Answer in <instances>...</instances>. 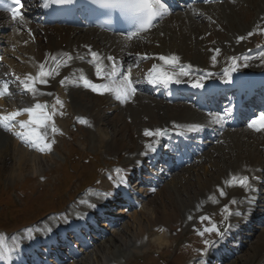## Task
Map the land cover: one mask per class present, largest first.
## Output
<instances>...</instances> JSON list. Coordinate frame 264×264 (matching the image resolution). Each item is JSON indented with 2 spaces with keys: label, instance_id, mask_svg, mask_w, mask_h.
Listing matches in <instances>:
<instances>
[{
  "label": "bare ground",
  "instance_id": "bare-ground-1",
  "mask_svg": "<svg viewBox=\"0 0 264 264\" xmlns=\"http://www.w3.org/2000/svg\"><path fill=\"white\" fill-rule=\"evenodd\" d=\"M23 1L24 8L22 9V14L25 21L23 25H21L19 21H14L13 19H5L6 16L3 13H0V47L2 49L0 56L3 57L2 60L6 64V68L1 71L12 78V81L10 80L12 84H9V89L11 91L10 98H13V100L10 101L6 99L5 96L0 97V109L3 107V114L5 115L9 112L28 107L27 102L29 105H35L36 103L44 104L45 102L47 103V105H52L53 98L50 100L48 93H52V97L58 94V100L61 102L59 104L70 105V103H72V99H67V94L62 88L66 81L63 85L60 83V81L62 80V77H64L70 71V67L72 65L77 66V70H79V73H77V76H74L76 69H73L72 71V79L73 77H76V81L75 83H73V86H69V92L71 93H69L70 96L73 93H76L78 95L79 89L83 91L87 90V86L84 84L83 78L91 80L93 83H98L100 82V80H104L100 79L96 75V66H90L89 64L80 60V56H87L90 52V49H94V51L99 56H101L102 59V53L105 50L108 53H112V57H118L119 61H128L131 60L132 57H141L140 59H144L148 56H152L153 58H156L158 59V61L165 64L164 66L159 68L160 72H167L175 80L179 79L185 82L193 81L194 83L199 81L200 84H202L209 78H212L214 81L208 86L214 90L217 88V84L220 85L221 80H223L225 77L232 76L238 73L250 76L251 69H253L256 74L262 73L264 71V56L261 55V53H264V47L260 49L258 47L253 48L252 52H255V55H251L252 52L250 54H246V50L249 45L245 47V50H242L241 48V45L243 43L249 41L247 36V27L249 25L254 26L258 23H264V0L258 1L257 7L255 6L256 12L253 14L254 16L249 24L247 20L246 22L244 20L243 23L239 21L242 11L241 9H239L236 19H232L230 18V16L228 18L229 23L224 25L220 22L221 19L224 18L221 15H226L233 12V5L229 3L228 5H226L228 6V8H224L222 12L219 11L218 8L223 7L224 3L218 4L214 7L211 6V9L208 12L212 13V19L215 20L218 23V26H220L221 28L227 30L226 26H228L230 27L229 30H231L230 33L226 32L227 35H225L221 40L213 42L214 47L218 45L221 46V48L223 47L222 49L226 50L227 54V57L223 58L221 56V52H217V56L215 58H222V60H219L222 61L221 65L225 66V69H221L220 67L219 70H214L211 67L212 58L210 56H213L211 55L212 52L209 50L210 48L208 47L207 43L204 42L203 39L198 38V35L204 34L207 28L206 25L199 24V20L197 18L199 17L201 19H205L206 14L196 13L192 9L190 11L188 9L185 11L180 10L175 14L168 13V11L166 10V12H164V14L161 16V18H165V20L163 21V23L165 22L163 24V29L160 28L159 31H156L158 32V34H155L156 32H154L151 35L153 41V43L151 44L144 38H138L135 41H128L123 37L109 35L96 28H74L58 24H44L42 19H40L41 13L37 9L38 6L35 5L36 2H34V0ZM236 1L237 0H234L235 3H237ZM212 8H214V10L211 12ZM191 12L194 17L190 15ZM247 15H252V13L248 11ZM29 30L31 32V36L29 35ZM240 36H244L245 39L242 41H238V37ZM25 40L28 41L27 44L24 43ZM88 45H90L89 48ZM137 46H140V49H137ZM143 46L148 47L149 50L147 52H144L142 48ZM69 51L75 52V55L73 58L69 59L67 61L68 63L66 62L67 64H65L60 69V71L62 70L63 72H60L59 77L57 76V74L54 76L52 74L51 76L47 77L48 82L46 84H37V88L40 89V92H38L37 94L33 95L31 92L23 90V86L19 83V81L15 79L16 75L20 76L21 79H23L25 74L27 73L35 74V72L37 71V66L45 60H47L45 67H48L47 65L52 66L53 56L61 55L62 57H64L67 53H69ZM135 52H139V55H133V53ZM213 52L216 51L213 50ZM173 55L179 58L178 64H180L181 68H177L178 65H176L175 67L169 66L164 61L160 60V56ZM219 60H217L218 64ZM152 68L146 73V70H142V68H139L138 75H133L132 77L129 76L133 81V86L135 87V89H138V85L137 83H135V81L139 82L143 78L144 81L142 83H145L146 79L151 76L149 73ZM215 68L218 67L216 66ZM182 70L187 71L189 75H182ZM13 73H15V75H13ZM121 80L115 81V83H113V88L120 87ZM5 81L8 80L5 79ZM79 84H82L85 87L78 86ZM89 92L91 93V89ZM89 92L87 91V93ZM22 93L28 94L29 97L26 98L24 95H22ZM36 95L40 96V99L38 97L36 98ZM79 97L82 100V97ZM96 97L98 101L88 106L89 117L94 121L95 129L101 134V136L103 138L108 137L110 139L111 145L120 149V151L118 152L128 150L127 148L131 149L134 154L140 153L142 151V146L140 144L138 145V140H136L133 133L132 137L129 138V140H126L124 137L126 127H131L129 123L130 119H132L134 123L138 124L141 127L140 131L143 130V132L145 129H154L155 126L156 128L160 127V129H164L166 127L172 129L175 127V125L171 123L170 119L178 123L180 122L181 124H184L186 126L189 123L196 122L199 119L194 117V114L192 112L193 109L187 105L174 106L171 103L164 101L165 99H161L158 97L155 103L148 96L140 93V90L135 91L134 96L131 95L130 97H128L129 99H131V97L135 98V101L132 104L128 105L130 108L128 113H125L122 110L123 108H121V104L124 101L121 103L120 99L116 98L115 91L102 93L96 95ZM83 100H86V98H84ZM56 104L58 103L56 102ZM164 108L169 109L170 111L165 112ZM118 110L119 112H117ZM155 110H157L158 112L159 110L162 111L167 117V122L163 123L162 121H158L157 123H155V126H151L152 124H145L144 119L151 118ZM46 111L52 112L50 109H46ZM108 114L112 116L116 121L112 135H109V133L107 132L108 127L103 124L106 117L109 116ZM202 117L206 118V116ZM28 118V113H22L16 118L17 123L13 125L11 130H5L3 127H0V152L2 151V148L4 149V153H7L9 151L12 157L16 160L15 165L19 168V170L24 169V165L29 164L31 161L33 166L37 167L38 163L42 161L43 157H46L43 153L47 152V150L40 152L38 151V148L32 147L27 143H22L25 144L22 145L21 142L24 141L21 140L20 143H18L20 138L16 135L14 136L15 132L22 131V129L19 127L18 121L20 119L27 120ZM208 119L216 121L215 119L217 118L211 117ZM53 121H61L63 123L65 122V120H62L60 116H55V118H53ZM48 123L51 124L52 122L49 121ZM192 129H197L203 132V127L199 126L197 123H195V126H193ZM38 131L43 133L44 127H38ZM11 132H13V134ZM219 133L220 134L215 137V139L217 141L221 140V148L217 149V151L216 149H214L211 155L204 154L201 156L204 159H207L209 158V156H211V159L207 161V164L212 163V159L216 158V156H220L219 161L217 160L215 162L216 164L211 167L213 171H211L209 166H206V169H204L207 171L206 173L202 175H196L199 180L197 190L195 189L196 192L195 194L193 193L194 195H190L188 192V197L191 199L192 203L181 205L177 200L169 199V201L167 202V200H165V197H163L162 199H160V203L156 207L148 208L143 204V208L150 211L153 219L148 221L147 228L141 227L143 225L142 222L138 224V228H141L138 233L133 236V239L137 240L136 243L141 241L144 236H152V240L156 241L159 245L168 243V226L171 222L179 223L184 221V223H189V221H185L186 217H188V215H191L196 208H199L202 205L210 207V203H213L212 197L216 195L220 196L221 190H223L225 193V195H223V203L230 204L233 199L238 198L242 194L243 190L242 187L238 186L235 183V181L230 184H226V182L230 179H233L234 176L250 177L251 174L256 173V170L252 171L253 168L256 169L257 167H264V163L258 161L257 158V155L260 153V150H258V147L260 146L259 139L253 138L252 136L246 137L248 133L250 134L251 132H247V129L241 128L237 131L229 133L225 130L224 135H222L221 132ZM260 140H264V135ZM147 150L149 149L147 148ZM262 150L263 149H261V151ZM142 156L143 155H141L140 157ZM16 157L18 159H16ZM122 165H124V168H126V171H123V173L120 174V177L123 176L124 180L126 177H128L130 169H134V166L138 167L137 162L134 161L132 157L124 160ZM18 168H15V170H17ZM41 170L42 169H40L39 171L41 172ZM194 171H196V169ZM186 177L187 176L185 174L184 179ZM192 178L190 180H187L186 187H192L191 189L193 190L196 183L192 180ZM125 185L127 187L128 183L125 182ZM149 190L152 189L149 188ZM127 192L129 193L128 190ZM148 196H150V194H146V198ZM106 198V196H100V202H104L102 207L106 206V204L109 203L108 201H106ZM111 198H113V195H111ZM102 207L98 208L96 202H91L89 208L90 210L88 212H90L92 209L101 210ZM97 212L99 213V211ZM87 213H85L84 215H86ZM201 213H198L196 215H199ZM90 216L91 214H88L83 218L89 220ZM47 230L48 233H51L53 230H55V227L53 225H50L47 227ZM254 236H256V234ZM0 242L3 241L0 239ZM230 242H234V239H231ZM244 244H246L245 241L240 245L244 248ZM122 245L123 244L120 241V244H116L115 246ZM92 247L93 248L89 247V249H93L90 254H92L91 259L94 260V263L98 264L101 261H104L102 259L107 256L106 254L109 251L102 253V250L104 248L101 246L99 248H96L97 245L95 244ZM225 251L226 249L220 248L219 252L225 253ZM250 251L248 252V254H246L248 255V257L245 258L249 264H264V241L260 243L257 249H253L252 247L251 253ZM2 252L3 251L1 249L0 255L2 254ZM240 252H242L240 249L236 251L237 254H239ZM213 253L214 252L212 251L209 252L210 255H212ZM81 255L83 254H79L78 256ZM236 258L239 259L238 256ZM86 260L87 258H83L79 262L85 263ZM209 262H211V259L209 260ZM1 264H3V262H1ZM53 264H56V262L54 261Z\"/></svg>",
  "mask_w": 264,
  "mask_h": 264
},
{
  "label": "rangeland",
  "instance_id": "rangeland-1",
  "mask_svg": "<svg viewBox=\"0 0 264 264\" xmlns=\"http://www.w3.org/2000/svg\"><path fill=\"white\" fill-rule=\"evenodd\" d=\"M245 1L250 5L248 6L247 3H245ZM258 1L259 0H237L236 1L237 3H235L234 0H226L224 3L225 6L218 8L219 11L222 12L224 8H228V6L226 5H228L229 3L233 5L232 8H234V11L226 15H221L226 19L222 18L220 22L224 25L228 24L229 23L228 18L231 16L230 18L236 19L238 10L241 9L242 10L241 15H240L241 18L239 19V21L243 23L244 20L245 22L247 20L249 24L254 16L253 14L256 12L255 8L257 7ZM248 11H250L252 15H247ZM164 20L165 18H163V20H161L158 23V25L155 28V30L157 29L156 31H159L160 28L163 29V24L165 23V22L163 23ZM199 24L206 25V28L208 30L206 29V32L204 34L198 35V38L203 39L204 42L207 43L209 48L212 47V49H209V50L212 52L211 55L216 57L217 52H213V50L218 48L220 52L222 51L220 50L221 46L218 45L214 47L213 42H217L221 40L225 35H227V33H230L231 31L229 30L230 27L226 26L227 30L220 27L219 30L216 31L215 29H213L212 26H209V23H205L199 20ZM249 28H253V26L249 25L247 27V33L251 31V29ZM220 31H223L224 35H222ZM155 34H158V32H156ZM253 37H254L253 35L250 36V40H253ZM259 37L261 39L263 35L260 34ZM244 44L245 43L241 45L242 49H243ZM250 45H251V42H250ZM213 56H210V57L212 58ZM216 59L218 58H215V60L212 59L211 66H214V68L217 65H218L217 67H219L220 63L222 62L221 60H219V64H218V61ZM78 95L82 97V100ZM78 95L76 93H73L71 95L72 102L74 105L72 107L74 108L76 113L81 111V113L85 114L87 112L86 107L84 106V109H83L82 105L84 103L86 105L88 103L93 104L94 102L98 101L96 95H93L91 93L89 94L86 91H82L80 89H79ZM94 97H96V99ZM84 98H86V100H83ZM169 111H170L169 109H165V112H169ZM117 112H119V110ZM155 112H157V110H155ZM155 112H153L154 114L151 116V118L154 120V122H157V120H155V117H153L155 115ZM76 113H72V115H75ZM80 119H82L81 120L82 122H80V124L78 123V125H76L74 121L68 120L66 127H63L60 125L58 126L59 131L57 134L52 135V136L46 134L47 139L49 141H54L51 145L52 156L43 157L42 161L38 163L37 167L33 166L32 161H31L29 164L24 165V169L19 170V168L16 167L15 165L16 160L12 157L11 153L9 151L7 153L6 152L4 153L3 151L4 149L2 148V151H1L2 153L0 152V196L1 195H9V196L13 195L15 202L20 204L21 208L17 211V215L15 214L14 216L15 218H12L10 215L11 212L9 213L8 210H6L7 208L6 206H8L9 203L0 206V225H2L0 227V230L2 228H7V230L15 229V226H14L15 223L20 222V220H28V219L31 220V219H36L38 217H39L38 218L39 220L37 219L38 221H36L32 225L34 226L38 225V227H41L40 226L41 221L49 220V219L53 221H57L55 219L57 217L62 220H67L65 217L66 214L69 215V214H74L76 212L75 211L76 209L71 208L73 207L74 203L77 202V205L79 208H85L87 206L88 202L93 197L92 194H87V193L95 192V189L93 188H90L91 190H87L88 188L83 189V185L98 184L99 181L101 180V179L98 180L95 178L97 172L99 171V167L94 165L93 160L95 158L92 157V155H95L96 162L103 164L102 166L104 167V164L107 165L110 159H115L117 157V156H114V154H112L111 152L116 153L120 151V149H118L117 147H113L110 143V139L108 137L103 138L101 134L95 129L101 138V143H102L101 147L106 148V150L110 152H106L105 149L99 148L98 141H97L98 136L95 133L94 129H92L91 126H89L88 124L84 123L83 117L82 118L80 117ZM146 119H149V118H146ZM146 119L144 120L146 121ZM129 123L131 127L127 126L126 131L124 132V137L126 140H129V138L132 137V133L133 134L136 133L135 131L136 129L140 131V128H141L138 124L134 123L132 119H130ZM103 124H105L108 127L107 132L109 133V135H112L114 126L116 124L115 119L109 115L108 117H106ZM47 130H48V133H52L51 127H47ZM44 131H45V127H44ZM136 140H139V139L136 138ZM22 143H25V142H21V144ZM25 144H22V145H25ZM72 145H74L75 147H78L79 150L78 149L74 150V147ZM124 148H127V147H124ZM127 149L131 150L129 148ZM29 151H32V150H29ZM83 151L86 152L85 155H83ZM16 159L18 158L16 157ZM75 162L82 166V170L80 171L79 177L75 181V185L71 188L70 192H68V191H65L66 185H67L66 182L63 183L64 173H66L65 170L68 169V166L70 165L74 166ZM196 165H194L195 167L193 168L192 171L189 170V173L186 169L182 171L184 173L183 174L181 172L183 176L175 180L174 184L168 183L169 184L168 185L166 183L167 190L165 189L164 191H160L158 194H156L157 192L156 191L155 196L153 198H151V196H148L147 198H145L144 199L145 202H143V204L147 206L148 208L156 207L159 205L160 199H162L163 197H165V200H167V202L169 201V199H174V200H177L181 205L191 204L192 201L188 197V192L190 195H194L197 190L199 180L196 175L198 174L202 175L207 172L206 170H204L206 169L204 166L197 168ZM206 166H209L211 169V167H213L214 164L212 165V163H210V164H207ZM113 167L118 168L117 165L112 166V168ZM15 168H18V169L15 170ZM40 169H42L41 172L39 171ZM195 169L196 171H194ZM211 171L213 170L211 169ZM43 172L46 174V177L44 179L40 178L41 177L40 175L44 174ZM92 172H95V173L93 174ZM100 174H101V177L103 178L104 177L103 170H100ZM185 174L186 176H188L189 174L191 176L189 175L187 178L184 179ZM59 178L61 179V181L59 180ZM191 178L196 183L195 188L193 190L191 189L192 187L191 188L186 187L187 180H190ZM103 181L105 180L103 179ZM179 183H182V184H179ZM18 184H23L24 186L28 187L29 191L23 190L22 192H19L17 190ZM175 184L178 187H176ZM45 192H48V194L46 195V201L56 206L55 209H57V211L51 212L49 214L46 213V215L45 214L43 215V212H45V210L39 207L41 202L38 200L41 199V197L44 198ZM68 194L69 195L71 194L72 200H69ZM66 199L68 200L66 202V205L63 208H59V205L62 202L66 201ZM31 205H33V208H29ZM148 211L147 209H144V208L137 209L134 211L132 210L126 216H124V219L129 222L126 225L123 224L125 228L120 229V231L119 229L115 230L114 233L112 232L109 235L110 238H107L108 239L107 241L101 244L100 243L98 244L96 248H99L100 246L104 248L102 250V253L109 251L106 254L107 256H105L102 259V260L105 259V262H104L105 264H129V263L137 264L136 261L142 262L143 264H154V263L155 264H166V263L179 264L182 260L188 257L187 252L182 251L181 253L177 254L175 253V250H177L179 247H182L186 243V240L189 239L188 237L192 236V234H190L189 232H190V229H193V226L190 229L182 226L179 232L176 231V233L173 234V237L172 238L170 237V241L168 244L164 243L162 245H159L158 243H155L152 239H150L147 242H144L143 245L138 249L141 251L143 249H147L142 255H139V256L134 255V253H130L129 251L127 253H123L126 250H131L132 247L133 248L136 247L137 240L133 239V236L138 233L141 227L147 228L148 221L153 219L152 214L150 213V211L149 212ZM140 215L146 216L148 218L144 219L143 216L141 218ZM141 222L143 223V225L138 228V224ZM27 223L28 222H26L24 225H26ZM172 227H174V229L177 230V226H175V224H173ZM26 228L27 227L25 228L23 227L20 230L14 231V232L21 233L22 230ZM12 233L10 235H12ZM0 235H2L1 231H0ZM126 236L129 237V240H127L128 237ZM120 241L122 242L123 245L115 246L116 244L117 245L120 244ZM263 241H264V232L263 230H261L258 233V236L254 239V242H252L250 246L245 250V252H243V256L239 259L236 258V260L234 259L230 261L231 264H249L248 261L245 259L246 257H248V255L246 254H248L250 250L252 251V247L253 249H257V247ZM163 250H164L163 252L164 254L161 253ZM165 254L174 255L173 257L174 261L172 262L171 261L172 259H169V261H166L167 257L165 256ZM91 257H92V254L87 255V257H85L87 258L85 263H80L79 262L80 260H79L75 264H88V263L95 264L94 260L91 259ZM104 263L103 261H101L98 264H104Z\"/></svg>",
  "mask_w": 264,
  "mask_h": 264
},
{
  "label": "snow or ice",
  "instance_id": "snow-or-ice-1",
  "mask_svg": "<svg viewBox=\"0 0 264 264\" xmlns=\"http://www.w3.org/2000/svg\"><path fill=\"white\" fill-rule=\"evenodd\" d=\"M54 2H63V0H54ZM98 3H100L102 6L105 7H111V8H120V9H134L136 12L140 13V30H147L152 26V23L155 19L162 16L164 12H166L167 8L166 5L163 3V0H97ZM207 2V0H205ZM12 4L19 6L21 4V0H12ZM12 15V19L14 21H19L21 25L25 23L23 14L19 11L18 7H12L9 9ZM261 31H264V29H260ZM29 35L31 36V32L29 30ZM135 35V33H129V38H132V36ZM254 35L253 32H248L247 36ZM244 36L238 37V41L244 40ZM25 44L28 43L27 40L24 41ZM90 51V54L94 60H100V57L95 51ZM214 51L218 52L219 49H215ZM262 56H264V53H261ZM3 57H0V60H2ZM52 59L55 61L57 58L55 56L52 57ZM178 57L176 56H160V60L164 61L167 65L175 67L178 64ZM213 60H215V56L212 57ZM107 60L113 61V68L110 72H105L102 65L100 63L96 64V75L98 77H105L109 78L111 80V83H115V77H116V71H115V64H114V58L112 56H108ZM47 63V60L44 62H41L37 66V71L35 74L33 73H27L25 74L24 78L21 79L20 76L16 75L15 79L19 81V83L23 86V90L31 92L33 95L40 92V89L37 88V84H46L48 82L47 77L51 75V70L45 68V64ZM190 67V66H189ZM150 75L156 74L153 78L158 79L161 76L164 77L167 80H171L172 76L169 75L167 72H160L158 66L154 65L152 70L149 73ZM15 75V73H13ZM182 75L187 76L189 73L187 71L182 70ZM68 78L65 77L63 80L60 81V83L63 85L65 81ZM84 79V84L91 88L94 92H109V91H115L116 92V98L117 99H127L131 95L135 94V87L133 86V81L129 76H123L121 80V86L117 88H112L109 83H93L91 80H88L86 78ZM177 83L180 82L179 79L176 80ZM194 87H201L202 85L197 81L193 84ZM123 89V90H121ZM11 95V91L9 89V82L5 80H0V97H3L5 95ZM43 94V93H41ZM48 95H51V93H48ZM57 103H61L59 100ZM48 108L47 103L44 104L36 103L35 105L31 107H26L22 109H18L13 112H9L6 115L0 113V127H3L5 130H11L13 127V122L16 121V118L20 116L22 113H28L29 118L27 120H19L18 124L19 127L22 129L20 132H15L14 135L18 136L22 141H24L27 144H30L32 147L38 148L39 151L43 152L45 150H51V145L54 141H49L47 139L46 134L41 133L38 131V127H45L47 126L48 122L51 121V131L52 133H56L59 131V129L56 127L55 122L53 121V113L46 111ZM225 115H230V112L228 110L225 111ZM261 117H264V113L261 114ZM221 118H217L216 122H220ZM255 125V121L250 124V127H253ZM38 126V127H37ZM257 131H260L261 129L259 127L256 128ZM144 135L147 137H158L164 135L163 129H155L144 130ZM42 145V146H41ZM146 147L149 148L152 151H155V148L152 144H146ZM117 173L121 172V169L116 170ZM111 179V177H110ZM233 181L235 183L243 188H250L251 185L249 184V177L248 176H242V177H233ZM120 183H123V177H120L119 180ZM118 186V185H117ZM220 195H225L224 191H220ZM235 201H233L234 203ZM228 210V206L225 205V211ZM191 219V217H189ZM200 219L206 220L209 219V217L201 216ZM205 232H212L216 231L219 233V229L212 225L211 227L205 228ZM200 235H203V232L200 233ZM210 243L209 241H205V244Z\"/></svg>",
  "mask_w": 264,
  "mask_h": 264
}]
</instances>
